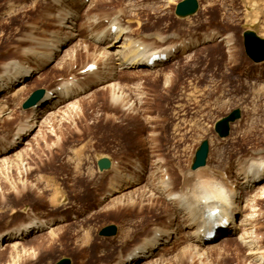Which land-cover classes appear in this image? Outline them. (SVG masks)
I'll return each instance as SVG.
<instances>
[{"label":"rangeland","instance_id":"374dc122","mask_svg":"<svg viewBox=\"0 0 264 264\" xmlns=\"http://www.w3.org/2000/svg\"><path fill=\"white\" fill-rule=\"evenodd\" d=\"M180 1L85 0L83 5V0H55L57 7L50 0H0V69L18 60L38 70L23 89L0 96V236L6 234L0 245V264H56L64 257L70 258L71 264H115L121 255L141 243V238L151 233V224L157 222L177 230L170 235V243L174 238H181V242L178 245L175 240L167 250L169 243L165 244L161 254L139 264H260V254H251L253 246L244 243L242 234L256 230L264 237V187L250 192V203L240 207V223L246 217H252V223L242 225L238 235L224 241L223 235L237 233V229L228 228L216 245L203 246L192 262L186 255L182 260L178 255L190 252L196 243L166 217L175 214L176 207L166 205L160 196H140L142 190L149 189L150 182L158 181L151 175L160 164L168 165L174 188L182 186V171L192 170L196 150L204 139L210 143L206 164H215L217 152L218 160L222 155L225 159L226 153L230 161L239 155L264 158V82L258 81L264 61H253L244 44L247 29L264 38V0H198V10L184 17L175 12ZM125 5L128 25H122L131 31V37L134 33V37L145 38L156 47L170 35L177 36L174 41L194 36L198 42H188L190 47L182 52L177 48L173 57L183 54L153 69L156 71L102 63L100 73L104 75L115 67L105 83L88 88L90 82L102 78L97 73L77 82L82 91L47 111L36 121L33 131L13 145L16 128L24 125L26 129L31 121V107L22 106L30 94L44 88L40 103L61 78H71L86 60L91 61L96 43L88 36L87 21L98 20L101 12ZM68 10L75 13L76 19L65 24L55 15ZM149 13L158 17L150 19ZM131 19L135 20L132 27ZM206 29L217 32L211 43L201 40L205 32L201 30ZM70 31H78L79 36L60 52L51 49L53 59L37 53ZM151 33L159 39L151 38ZM27 47L35 49L32 56L23 55ZM118 49L114 46L107 51ZM99 51L97 60L103 55ZM70 53L76 57L74 61H70ZM74 66L78 67L74 70ZM112 83L126 97L114 105L115 86H109ZM49 100H44L46 106ZM237 107L242 109L241 118L232 123L229 136L220 137L216 122ZM124 149L129 154H120ZM101 157L123 160L119 167L131 176L132 185L107 196L113 181L109 183L108 177L113 170L99 171ZM233 171L237 174L236 166ZM157 172L162 177L160 169ZM86 191L91 192L92 200L83 197ZM127 195L137 197L131 208L122 206L116 214L111 209L114 202L125 200ZM149 201L156 205L149 208ZM258 214L261 218L254 222ZM29 222L45 225L22 238L7 240L8 233ZM110 224L117 226V233L102 235V228ZM232 225L230 222V228Z\"/></svg>","mask_w":264,"mask_h":264},{"label":"bare ground","instance_id":"6f19581e","mask_svg":"<svg viewBox=\"0 0 264 264\" xmlns=\"http://www.w3.org/2000/svg\"><path fill=\"white\" fill-rule=\"evenodd\" d=\"M50 1H53L55 4V0H50ZM84 3L85 0H83V5ZM55 6L57 5L55 4ZM113 8L114 9L111 8L109 12H101L100 13L101 15L99 14L100 19L98 18L97 20V18H94V19H89L87 21L86 27L88 31V36L90 40L96 43V46L91 56L92 58L90 59L91 61L86 60L85 61L86 63L77 70H75V67L78 66L72 67L74 68L75 71L74 73H71L73 75L71 78H61L60 82L55 87H53L50 91L49 90L47 91V94L44 99L46 100L50 98L49 100L50 103H48L47 106L45 105L46 103H44L45 101L43 100L40 103H38V106L30 108V112L32 113L31 121L29 122L26 129H25L26 126L23 127L24 125H21L19 129L16 128L17 131L16 130L14 131V133L16 134L15 135L13 134L15 137L12 135L14 137L12 141L13 145L19 143V140L24 139L25 135H29L31 131H33L34 127L38 125L37 120L42 115L47 113V111L48 112L51 111L53 108H56L61 103L72 98L79 92V90L82 91L77 82L86 81L87 79L89 80V78L92 77V74L97 73L102 78L99 81L90 82L88 84V88H91L93 85L98 86L105 83L106 79H109L111 73L115 70V67H111L109 69L110 70L109 74L104 75L103 73L102 74L100 73L103 72L101 66L102 63H111L113 66L116 67L120 65L123 69H127V68L136 69L137 67L139 68L145 67L150 71H156L153 69L157 68L158 66L162 65L165 62L166 64H168L170 61H172V59L177 58L180 54H183V53H179L177 57H173L177 48H178L177 52H182L185 49H187V47H190L188 42H190L191 44H195V41L198 42L197 38H194V36H192L193 39L192 38L187 39V37L182 36L178 39V41L176 40L174 41V39H176L177 36L170 35L168 38L164 36L162 40L163 44L156 47L155 45H153V42L150 43L145 38L141 40L138 37L137 38L134 37V33L132 37L129 35V32L131 31L130 30L128 31L127 28H125L122 25V23L128 25V23L126 22L127 19L126 15H128V13L125 14V10H127L126 5L125 7L116 6ZM55 16L60 17L59 19H61L62 23L64 22L65 24H68L69 22L76 19L75 13L69 10L65 13L57 12ZM148 16L150 19H154L158 17L157 14H154L155 17H153V15H150V13L148 14ZM133 20L134 19H131L130 21L131 27ZM100 22L106 26L102 28ZM67 27L72 28V30L74 29L73 26L71 25H68ZM206 30H201V31H205L201 33L202 36L201 40H203V42H209L211 41L212 36L217 35L216 31L213 30L206 31ZM77 32L76 31L74 32L70 31V33L66 32L67 33L66 37H63L65 36V34L63 36L61 35L62 37L60 38L62 39L52 40V41H56V43L55 44L52 42L47 43L48 49L46 48V50L38 51L37 53L45 55V57L47 56L48 59L50 58L53 59L51 55L52 50L55 49L54 51L60 52L62 47L69 45L70 41L74 37L79 36ZM150 37L159 39L158 36L153 35L152 33ZM218 39H219L218 37L215 38V40ZM228 43L230 44V41ZM114 46L118 47L119 49L113 52L107 51V48H112ZM84 48L87 50L89 46L87 45ZM197 48H193L192 50ZM26 49H27L26 52L25 50L24 52H22L25 57L32 56V54L35 52V49H33V47H27ZM98 51L100 53L102 52L103 55L102 56L99 55V59L97 60L96 58L98 57L97 54ZM75 58L76 57L74 56V54H72L69 59L70 61H74ZM91 64L94 65V68L88 69L89 65ZM263 71L262 70L259 71L262 73L258 74V78H259L258 81L264 82V80H262L264 79ZM37 72L38 70L35 67L29 65L26 66L22 64V61L13 60L5 63L3 67L0 69V96H2L3 93L5 94L6 92H12L15 90L23 89L27 84V80H31V78H34ZM256 73L254 74V76H256ZM109 86L110 89L111 87L115 86L114 89L112 88L114 91L112 92L113 94L112 102L114 105L118 103V101H120V98L122 100L123 97H125V95H123V92L120 91V87L118 85L112 83ZM42 104H44L45 107ZM119 104H121V102H119ZM221 151L224 152L223 150ZM217 153L215 154L213 161L215 164L212 163L214 165L206 164L205 166L197 169L191 168L192 170L188 169L185 172L182 171L184 184L182 186L180 185L179 188L177 189L174 188L175 184H174L173 176L171 175V177H169V174H171V172L170 173L168 172L169 169L168 165L160 164V166L157 167V170L160 169L161 171L160 173L163 174L162 177H159L157 170H154L152 172L153 175L151 176L158 180L156 181L157 183L150 182L151 185L149 186V189L148 187H146L140 193V196H146V194H148V196L150 195L152 197L153 196L163 197L166 200L165 201L166 205L169 204L176 207L175 214L172 212V216L168 214L166 217L171 218L173 220V224L175 226L177 225L176 227H178L177 229H180L182 227V229L185 231L184 236L186 238L188 237L191 242L196 243V245L193 244L194 247L190 252L186 251L178 255L180 260H182L183 257L186 255L187 261H189L190 259V262H192L194 260V257H196L200 253V250L203 249V246L205 247L214 246L218 243V241L222 239V237L224 238L222 240L230 241L236 236V234L238 235L239 233L238 231L243 228V227L240 228L242 225L247 226L248 224L252 223L251 221L252 217H246L245 219L243 218V220H241L242 222L240 223V207L242 206V204H244V202L245 204L250 203L249 201L250 199H248V197L251 196L250 192L251 193L253 191L255 192L256 189L264 187V158L260 157L261 155L260 156L257 155L253 157L239 155L236 158V160L230 161L226 153L224 154V156L225 155L227 156V157L225 156V159L223 158L222 155V160H220V158L218 160L216 158ZM120 154L126 155L129 154V151L124 149ZM226 160H228L227 162L229 163L225 164ZM120 163L123 164V160L121 159L113 160L110 168L104 170L99 169V171H105L111 169L113 170V174L109 175L108 177L109 183H111L112 179L113 181L111 183L110 188L107 191V196H110L116 192L120 193L124 189L128 188L130 184L132 185L131 183L132 178H130L131 176L127 173H123V167L122 168L119 167ZM234 166L237 167V172H236L237 174L235 175L233 171ZM133 184H135L134 180H133ZM84 196L88 200L93 199V195L91 194L90 191L84 192L83 197ZM136 197H137L136 195L133 196L127 195V197L124 198L125 200L121 199L115 201L111 209L114 211L116 210V214H117L118 210H120L121 209L120 207L122 206L123 208L124 206L127 208L128 207L131 208ZM68 203L64 204L65 207L69 205ZM154 205L156 204H153L152 201H149L147 206L151 208V206ZM214 211H218V212H214ZM256 218L257 219L254 218V222L261 217L258 214L256 215ZM228 221L233 223L231 228L228 225ZM43 224H44L43 222H39V224H34V222L31 223L29 222L28 224L23 225L17 231L10 234L8 233L9 236L7 240L10 242L17 238H22L26 235H29L32 232H36L37 229L41 230ZM151 225H152L150 228L151 233L142 237L141 239H143V241L141 243L136 244L132 249H130L126 253V255L122 256L120 254L121 255L119 257L120 260H118L119 262L116 261L117 263L115 264H139L142 263L144 260L150 258L154 259L155 256L161 254L160 251L163 248H165V244L169 243L166 247V250L168 248H171L170 246L173 245L175 240L177 241L178 245L180 244L181 241L179 240L181 238H179V240L174 238L172 243H170L171 242L170 240H172L170 235L177 233V230L170 229V227L167 226V224L162 222L152 223ZM252 226H254V223ZM228 228L231 229L230 231L237 229V233H229V234L227 233L225 237L223 235L222 237L218 238L217 235L223 233L226 234V232H228ZM249 228L250 226L248 227V229ZM242 235L244 236L243 239L245 240V242L243 241V239L242 241L245 244L249 243L250 247L253 246L251 247L252 250L251 254H258V255L260 254L257 257L261 260L260 264H263L264 237L260 236L256 230L249 231L248 234H246V236L245 233H243ZM2 236H6V234L0 236V245L2 243V239L4 238ZM125 236H127V234L123 233V237ZM84 238L83 240L86 239ZM2 245L4 246V243Z\"/></svg>","mask_w":264,"mask_h":264},{"label":"water","instance_id":"95a60500","mask_svg":"<svg viewBox=\"0 0 264 264\" xmlns=\"http://www.w3.org/2000/svg\"><path fill=\"white\" fill-rule=\"evenodd\" d=\"M199 8L198 0H182L176 6V14L179 16H187L194 14ZM244 44L247 55L255 62L264 61V38L252 29L244 31ZM45 93L44 88H38L24 101L23 107L30 108L37 104ZM242 116L240 107L234 108L230 113L220 118L215 124V130L220 137H227L231 131V124L236 122ZM210 144L208 139H204L198 149L192 163V169H197L206 165L209 155ZM112 161L109 157H101L98 160L99 169L104 170L110 168ZM118 228L115 224H110L102 228L100 233L105 236H113L117 233ZM72 260L68 257L61 258L56 264H71Z\"/></svg>","mask_w":264,"mask_h":264}]
</instances>
